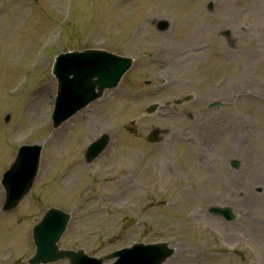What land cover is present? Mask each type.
I'll list each match as a JSON object with an SVG mask.
<instances>
[{"label":"rangeland","instance_id":"obj_1","mask_svg":"<svg viewBox=\"0 0 264 264\" xmlns=\"http://www.w3.org/2000/svg\"><path fill=\"white\" fill-rule=\"evenodd\" d=\"M33 1L0 0V176L17 144L48 136L32 195L17 212L0 215V264L16 258L13 264H27L35 251L30 226L47 208H40L42 199L73 213L60 241L64 248L82 246L100 256L134 240L169 239L176 253L165 264H264V0ZM244 6L249 11L240 12ZM174 18L177 27L158 29L162 19L174 26ZM193 33L197 39L184 41ZM199 42L206 44L201 53L193 50ZM90 45L133 56L134 65L116 89L53 129L55 55ZM189 94L193 101L161 106L129 124L148 104ZM155 127L171 130V139L152 146L155 158L145 159L146 143L127 131L142 135ZM197 127L201 150L182 141ZM104 132L119 143L87 164L84 147ZM165 151L177 153L175 167L170 154L167 165ZM132 165L140 168V180L136 185L131 177L121 188L118 176ZM199 173L208 178L200 180ZM4 199L3 190L0 207ZM214 205L233 206L238 218L212 215ZM122 229V240L110 243Z\"/></svg>","mask_w":264,"mask_h":264},{"label":"water","instance_id":"obj_2","mask_svg":"<svg viewBox=\"0 0 264 264\" xmlns=\"http://www.w3.org/2000/svg\"><path fill=\"white\" fill-rule=\"evenodd\" d=\"M87 56H96L97 59L91 58V64L86 62L79 65L80 61L83 62V59ZM131 64V58H125L103 50H88L85 51V53L76 52L73 54L68 53L59 55L55 65L57 71L56 68L54 69L55 74H58L61 80L56 110L58 117L57 123L67 119L78 109L86 106L91 100L97 98L98 95L94 92L96 86L100 89L99 94L102 93L105 87L116 86ZM70 74L75 75L73 79H69ZM84 89L87 90L86 93H84ZM107 140L108 138L104 137L91 145L87 153L88 160L93 159L101 152ZM28 149V147L23 148L22 153ZM36 149L37 152H39L40 147H36ZM19 158L21 160V154ZM37 167L38 155L34 152L32 153L29 172L26 176L13 185L6 182L8 195L4 210L14 208L21 197L28 192L35 178ZM49 213L47 219L51 217L52 220H55L52 233H54V229L60 228V226L55 227L56 222H61V230H63L67 216L65 214H60V212L58 213L57 210H53ZM40 249L54 253L56 256H63L66 253H70L68 251H60L55 245H46L45 243L42 244ZM130 250L131 252L119 251L114 253L112 256H119L114 264H161L170 254L165 247L160 245H135ZM39 256L38 254L34 260H38ZM71 257L72 264H100V262L94 259H89L83 252L72 253Z\"/></svg>","mask_w":264,"mask_h":264},{"label":"bare ground","instance_id":"obj_3","mask_svg":"<svg viewBox=\"0 0 264 264\" xmlns=\"http://www.w3.org/2000/svg\"><path fill=\"white\" fill-rule=\"evenodd\" d=\"M261 1V0H260ZM244 11V8H242V9H240V12H243ZM249 11V10H248ZM228 16H231V17H229V18H233V16L235 15V13H236V9H231V10H229L228 12ZM196 24L198 25L199 24V20L196 22ZM187 34H189V33H187ZM195 33H193V35H188V36H186V38H185V40L184 41H189L190 39H192L193 37L195 38V39H197L198 37L197 36H195L194 35ZM179 42H181V41H179ZM201 44V46H202V44L203 43H200ZM194 50V49H193ZM196 50V49H195ZM196 51H198V50H196ZM202 51H204V49H202V50H200L199 52H202Z\"/></svg>","mask_w":264,"mask_h":264}]
</instances>
